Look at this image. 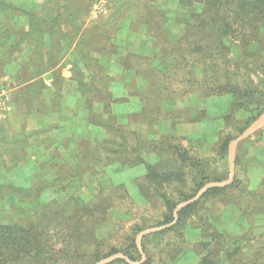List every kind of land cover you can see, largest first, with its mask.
I'll use <instances>...</instances> for the list:
<instances>
[{"label": "rangeland", "instance_id": "374dc122", "mask_svg": "<svg viewBox=\"0 0 264 264\" xmlns=\"http://www.w3.org/2000/svg\"><path fill=\"white\" fill-rule=\"evenodd\" d=\"M194 7L199 10L180 0H0V93L6 90L0 94L6 114L0 113V182L8 174V183L28 186L20 200L12 185L0 186V223L36 218L43 228L52 226L61 207H90L104 189L111 207L97 227L102 252L121 247L135 224L146 232L136 236L132 262L117 255L99 264H264V214L256 212L264 196L259 201L252 195L264 181V133L237 143L233 178L215 186L232 175L229 157L220 154L222 142L247 129L249 114L232 105L231 94L207 96L215 72L264 91V71L234 67L241 49L232 38L225 39L227 64L216 51L207 68L199 50L205 34L184 23ZM27 42L33 48L21 53ZM32 53L36 60H28ZM47 61L62 64L44 74L50 85L43 80L15 87L22 77L17 70L31 72ZM67 124L82 128L65 134ZM21 165L25 170L17 172ZM149 166L171 180L163 187L147 184ZM52 172L59 179L45 175ZM235 175L244 192L210 196L198 214L177 222L186 206L180 205L208 184V190L229 185ZM253 177L259 180L255 189ZM161 191L176 205L166 224ZM167 229L143 244L145 235ZM44 231L53 242L68 239L55 229ZM88 247L75 250L82 253L75 263L87 259ZM16 264L35 261L25 257Z\"/></svg>", "mask_w": 264, "mask_h": 264}, {"label": "trees", "instance_id": "16d2710c", "mask_svg": "<svg viewBox=\"0 0 264 264\" xmlns=\"http://www.w3.org/2000/svg\"><path fill=\"white\" fill-rule=\"evenodd\" d=\"M180 2L183 7L199 6V10H196L195 7L193 8L188 18L184 19V23L189 27H199L205 34V36L200 39V41H203L202 43L204 46L201 44L199 50L202 51L204 58L208 61L207 68L212 66L209 58H213V52L216 51L218 52V59L221 61V64H227V59L230 60L229 56L231 52L225 45V39L232 38L237 41L241 49L239 59L234 63V67L236 65L242 66L249 72L256 71L257 68L264 71V53L260 52V50H264V0H180ZM193 18H196V20L194 21ZM35 52L38 54L37 49H34V53ZM36 56L37 55H35L34 59ZM37 61L43 62L42 60ZM57 63L58 61L53 62V64H51L50 61L44 64L41 63L36 70L27 72L26 76L35 77L44 75L50 71L57 72L59 69L57 68ZM213 68H216V66ZM211 70L216 71L217 69ZM215 73L216 77L214 80L216 85L214 88L210 89L211 91H209V93L211 94H208V97L231 94L233 96L232 105L235 106L237 110H243L249 114L244 123L245 126L250 125L264 113V91L262 89L254 85L253 82L250 85L244 86L238 82L231 81L228 73ZM229 143L230 140L226 139L222 142V146L220 147V154L223 159L228 156ZM179 156L182 158V161L187 162L188 159L186 155L181 153ZM16 167L17 164L15 163L13 168ZM7 175L8 174L1 175L3 179L1 180L2 183L0 182V186H2V188H7L12 185L8 183L10 181L6 180V178H8ZM171 176V174L159 173L156 169L149 166L145 177L147 184L148 182L150 184H155L157 183L155 181H159L160 183H158L163 187L171 180ZM56 178L59 179V177ZM24 180L26 181V179ZM23 183L24 181H21L20 183H16L18 185H12L10 187L13 189V193L17 194L19 200L21 195L27 192L28 189V186L23 185ZM204 184H202L201 187ZM121 187L122 186H118V188ZM233 188L239 190L241 193L245 191V189L240 190L242 187L240 180L237 179V175H235L234 180L229 185L225 187H213L201 196L199 200L180 209L177 213V222H180L185 215L198 214L199 206L202 205L203 201L208 199V197L225 195ZM263 188L264 181L258 191L252 194L253 197H259V201L264 196ZM105 194L106 190H101V192L94 197L92 201L93 204L90 207L67 210L69 207L63 206L57 212L56 222L53 223L52 226H50L52 223L51 221L43 225L46 229H55L58 234L61 233L64 238H68L66 241L58 240L57 242H53L52 239L46 237L44 228L41 226L39 219L36 218L31 219L27 223L19 221L5 224L0 223V264H16L25 257L34 260L35 264H42L44 262L65 264L70 261V264H82V261L85 262L84 264H94L103 258L120 252L134 259L132 254H138L136 236L143 230L142 226L139 224H135L130 228L131 233L126 237L121 247H111L110 250L106 252H102L99 248L101 239L97 237V227L105 221V214L111 207L105 200V196L102 197V195ZM158 195L164 201L167 208L166 212L171 213L170 217L167 213L164 215L165 218H168L163 222V224H166L169 220H172L176 205L170 203L168 195L165 192L161 191ZM21 201L24 202L23 199H21ZM256 212H258L257 214H264V207H258ZM83 225H86V233H84L85 226ZM167 231H170V229L160 233L145 235L143 237V244L148 237L166 233ZM85 234L87 235V240H84L83 236ZM88 242L92 244V247H88L90 253L86 260L92 257L93 261L89 263L85 259H81L79 263H75V261L82 256V253H75V250H78V248L83 245H87ZM58 243H61L62 247L58 246Z\"/></svg>", "mask_w": 264, "mask_h": 264}, {"label": "crops", "instance_id": "0c3cea01", "mask_svg": "<svg viewBox=\"0 0 264 264\" xmlns=\"http://www.w3.org/2000/svg\"><path fill=\"white\" fill-rule=\"evenodd\" d=\"M25 44H27L26 46H23L22 47V49H21V53H24V51H26V49H30V48H33V47H31V45L27 42V43H25ZM34 57H35V55H33V53H32V56L31 57H29L28 58V60H33L34 59ZM22 58H27V55H25V56H23ZM12 63V62H11ZM24 63V62H23ZM23 63H20V67L22 68V64ZM7 65V64H6ZM59 66H62V64L60 63V61H58V63H57V68L59 67ZM18 71V74H20V73H22V77H20L19 78V81H18V83L15 85V87H18V86H22L23 88L25 87H27V86H29V85H32V84H34V83H36V82H43V80L46 82V84L47 85H50V81H48V79L47 78H45L44 77V75H38V76H35V77H30L29 75L28 76H26V73L24 72V70L22 69V71L23 72H19L20 70H17ZM15 89V88H14ZM16 89H20V88H16ZM24 90V89H23ZM26 92V91H25ZM2 93H6V90L4 91V92H2ZM2 93H0V94H2ZM7 93H9V91H7ZM10 99V101H11V103H10V105L12 106L13 105V102H12V100H11V95L9 94L7 97H6V100H9ZM3 100V98H2V96L0 95V104L4 101H2ZM9 110H11V107H10V109ZM8 110V111H9ZM2 115H4V117L6 116V114H5V112L4 111H2V112H0ZM250 126H253V128H257L255 131H253L252 132V134L251 135H253V134H256V132H263L264 131V113H262L257 119H255L248 127H250ZM247 127V128H248ZM81 124H77V125H74V124H67V125H65V126H63V128H62V131H63V133H65L66 134V132L68 133V132H76V131H79V130H81ZM251 135H249L248 137H250ZM247 138V137H246ZM231 144V143H230ZM230 147V146H229ZM228 157H229V151H228ZM54 167H56L55 165H54ZM25 170V168H24V166H20L19 168H17L16 169V171L17 172H19V171H24ZM16 171H15V173H16ZM45 175L46 176H48V177H50V178H54V177H56L57 176V173H54V172H52V174H46L45 173ZM258 183H259V180H257L255 177H253L252 179H251V187L253 188V189H255L256 187H257V185H258Z\"/></svg>", "mask_w": 264, "mask_h": 264}, {"label": "water", "instance_id": "95a60500", "mask_svg": "<svg viewBox=\"0 0 264 264\" xmlns=\"http://www.w3.org/2000/svg\"><path fill=\"white\" fill-rule=\"evenodd\" d=\"M256 129H257V128H256ZM256 129L253 128V126L248 127V128H247V129H246V130H245V131H244L239 137L235 138V139L231 142L230 147H229V162H230V167H231L232 175H231V177H230L228 180L224 181L223 183H215V184H216L215 186H221V185H224V184L228 183L229 180H230L231 178H233V174H234L233 172H234V167H235V148H236V145H237V143H238L241 139H244V138L248 137V136L251 135L252 132L255 131ZM210 186H211V185H209V184L206 185V186H204L194 198H192V199L189 200V201L184 202V203H183L182 205H180V206L183 207L184 204L188 205V204H190V203L196 201L199 197H201L202 194H204V193L208 190V188H210ZM184 206H185V205H184ZM164 228H165V227H164ZM145 232H146V231L141 232V233L139 234V236L142 235V234L145 233ZM139 236H138V238H139ZM138 246H139V244H138ZM117 255H122L125 259H127L128 262H130V261L132 262V260L130 259V257H129L128 255L114 254V255H111V256H109V257L103 258V259H101V260L95 262L94 264H99V263H101L102 261H104V260H106V259H108V258H111V257H115V256H117Z\"/></svg>", "mask_w": 264, "mask_h": 264}]
</instances>
